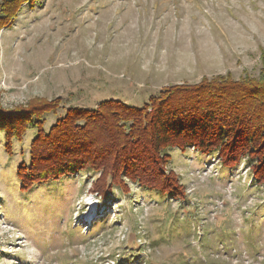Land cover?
Returning <instances> with one entry per match:
<instances>
[{"label": "rangeland", "instance_id": "rangeland-1", "mask_svg": "<svg viewBox=\"0 0 264 264\" xmlns=\"http://www.w3.org/2000/svg\"><path fill=\"white\" fill-rule=\"evenodd\" d=\"M263 53L264 0H34L0 29V107L140 106L168 84L257 78ZM63 113L45 114V130ZM35 134L8 155L0 131V264H264V189L244 159L168 149L182 202L136 184L101 198L89 172L23 192Z\"/></svg>", "mask_w": 264, "mask_h": 264}, {"label": "trees", "instance_id": "trees-1", "mask_svg": "<svg viewBox=\"0 0 264 264\" xmlns=\"http://www.w3.org/2000/svg\"><path fill=\"white\" fill-rule=\"evenodd\" d=\"M0 0V29L9 28L23 4ZM259 77L234 79L230 73L203 77L194 84H168L140 106L103 99L94 107L67 105L62 97L33 98L25 105L0 107L4 148L12 154L29 127L28 162L16 169L23 192L80 172L98 174L91 188L101 198L130 185L184 201L186 186L168 168L170 148L212 154L232 168L242 159L264 189V53ZM63 109L45 130V114Z\"/></svg>", "mask_w": 264, "mask_h": 264}]
</instances>
